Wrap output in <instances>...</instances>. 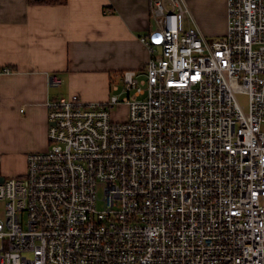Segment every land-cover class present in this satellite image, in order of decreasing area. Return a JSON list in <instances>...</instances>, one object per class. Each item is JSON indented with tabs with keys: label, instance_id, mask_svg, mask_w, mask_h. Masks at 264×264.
<instances>
[{
	"label": "built area",
	"instance_id": "built-area-1",
	"mask_svg": "<svg viewBox=\"0 0 264 264\" xmlns=\"http://www.w3.org/2000/svg\"><path fill=\"white\" fill-rule=\"evenodd\" d=\"M149 14L106 100L46 101L47 148L0 180V264H264V0L214 37L185 0Z\"/></svg>",
	"mask_w": 264,
	"mask_h": 264
},
{
	"label": "crops",
	"instance_id": "crops-1",
	"mask_svg": "<svg viewBox=\"0 0 264 264\" xmlns=\"http://www.w3.org/2000/svg\"><path fill=\"white\" fill-rule=\"evenodd\" d=\"M185 1L205 35L224 34L226 0ZM154 28L149 0H0V67L10 70L0 73V175L23 173L26 155L47 148L48 99L106 100L116 71L145 63L140 37Z\"/></svg>",
	"mask_w": 264,
	"mask_h": 264
},
{
	"label": "rangeland",
	"instance_id": "rangeland-1",
	"mask_svg": "<svg viewBox=\"0 0 264 264\" xmlns=\"http://www.w3.org/2000/svg\"><path fill=\"white\" fill-rule=\"evenodd\" d=\"M210 19V18H209ZM207 23V22H206ZM210 24H212V22H209ZM202 27V26H201ZM202 30H204L203 29V27H202ZM226 30V29H225ZM204 32H206L205 30H204ZM207 33H209V32H207ZM211 35H214L215 33H210ZM210 37H214V36H210ZM113 75V74H112ZM240 101L242 102V103H245V100H243V99H240ZM126 112V109H125V107H124V105H122V106H120V108L117 110V111H115V112H113V116L114 117H121L122 115L124 116V113ZM122 114V115H121ZM0 166L1 167H3V171H4V164H3V161L2 160H0ZM5 173H7V172H5ZM10 174V173H9ZM98 194H99V197L101 198L102 196H103V191H102V188H99L98 189ZM97 207L98 208H101L102 207V202L99 200L98 201V203H97ZM3 208V201H0V210Z\"/></svg>",
	"mask_w": 264,
	"mask_h": 264
},
{
	"label": "trees",
	"instance_id": "trees-1",
	"mask_svg": "<svg viewBox=\"0 0 264 264\" xmlns=\"http://www.w3.org/2000/svg\"><path fill=\"white\" fill-rule=\"evenodd\" d=\"M56 1H60V3L65 2V0H27V2L31 4H43V3H52V2L55 3Z\"/></svg>",
	"mask_w": 264,
	"mask_h": 264
},
{
	"label": "water",
	"instance_id": "water-1",
	"mask_svg": "<svg viewBox=\"0 0 264 264\" xmlns=\"http://www.w3.org/2000/svg\"><path fill=\"white\" fill-rule=\"evenodd\" d=\"M3 176L0 175V180H2Z\"/></svg>",
	"mask_w": 264,
	"mask_h": 264
},
{
	"label": "bare ground",
	"instance_id": "bare-ground-1",
	"mask_svg": "<svg viewBox=\"0 0 264 264\" xmlns=\"http://www.w3.org/2000/svg\"><path fill=\"white\" fill-rule=\"evenodd\" d=\"M200 28V27H199ZM153 30V29H152ZM201 30V29H200ZM202 31V30H201Z\"/></svg>",
	"mask_w": 264,
	"mask_h": 264
}]
</instances>
